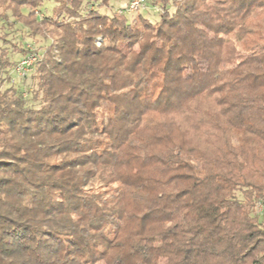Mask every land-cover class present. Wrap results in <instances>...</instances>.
I'll list each match as a JSON object with an SVG mask.
<instances>
[{"label": "trees", "instance_id": "trees-1", "mask_svg": "<svg viewBox=\"0 0 264 264\" xmlns=\"http://www.w3.org/2000/svg\"><path fill=\"white\" fill-rule=\"evenodd\" d=\"M46 1L0 0V241L39 237L51 256L68 231L69 252L82 254L92 229L108 245L122 236L114 264L250 256L264 243V0H148L130 24L111 0H53L40 16ZM17 23L48 42L18 83L30 50L6 31ZM68 72L83 87L45 104ZM85 131L97 139L82 146ZM79 214L83 228L65 220ZM229 233L255 239L244 257L212 250Z\"/></svg>", "mask_w": 264, "mask_h": 264}, {"label": "clouds", "instance_id": "clouds-1", "mask_svg": "<svg viewBox=\"0 0 264 264\" xmlns=\"http://www.w3.org/2000/svg\"><path fill=\"white\" fill-rule=\"evenodd\" d=\"M139 0H119V5L117 9H114V14L118 17L119 20H121L124 24H130L133 22V20L136 19L138 13L140 12V9L138 8ZM176 12V7H171V13ZM170 13V14H171ZM151 22V21H150ZM111 24V20H109L107 23L102 25L101 27H108ZM116 27H120L121 25H115ZM108 43V41L105 42V45ZM96 47H101V45L97 44ZM83 48V47H81ZM139 52V49H131L128 52V55L126 58L123 59V64H130L134 57L137 56ZM71 66V60L66 61ZM83 63V62H81ZM143 65V62H142ZM63 67V66H61ZM120 69L113 68L112 71H118ZM67 71V70H66ZM151 71V70H150ZM146 73L144 72H138L135 78H139L140 76H144ZM83 77H76L73 78L71 76V72H68V75L66 76L67 84L60 89L53 88L48 95V99L45 102L47 104L50 101L55 100L57 97L63 94H68L70 91L72 84H78L81 87L83 85L81 84V80H83ZM109 82L110 81H106ZM127 86V87H125ZM135 82L133 80L132 83L125 84L122 88V91L130 90L135 88ZM143 87V85H141ZM138 100L140 98H137ZM152 103H155L153 100ZM29 107H32V105H28ZM14 107V106H13ZM94 111L96 109H93ZM75 128V131L73 133L72 138H77L74 134L79 129V125L73 126ZM102 139L104 137H101ZM79 143L82 146H86L87 144L91 143L95 139H97L96 136H92L89 132L85 131L83 134L79 135L78 137ZM92 151L91 148L84 147L80 153V155L90 154ZM69 158L66 156L65 160H68ZM61 162V164H63ZM112 203H116V201H113ZM65 220L72 226H78L80 228H83L87 220H82L80 218V214L77 216L72 217H65ZM260 225L257 224V227ZM41 227L47 228L48 224H42ZM253 229H245L241 235H247V232L252 231ZM95 230L90 229L89 232L86 234V239L88 241V247L85 248L84 252L82 254L77 253L75 251L69 252L70 248H73L74 245L68 244L67 240L72 238V233L68 231L61 232V238L64 239V246L62 247L63 252L59 251L55 255L47 256L45 254H42V250L38 247V240L37 241H28L25 240L22 243L28 244L29 247H17L16 245H9L5 244L3 241H0V264H114L115 259H117V251L121 247L120 240L121 237L114 238V234L110 235V239H113V243L111 245L106 244L103 241H100L98 237L93 235V232ZM102 231H107V229H102ZM231 233L228 235H225L224 240L221 241L218 245L214 246L212 250L224 253L225 255H232L237 258L244 257V254L248 252L252 245L255 243V239H261L264 240V235L257 236L253 240L248 241H242L239 236H237L233 240H229L228 236H230ZM9 239V238H5ZM47 239V237H45ZM135 239V238H133ZM95 244V247H92V244ZM132 250V249H129ZM103 253V255H101ZM170 253H166L164 255L165 259L168 261ZM159 256V255H157ZM157 256L155 258H157ZM94 257V258H93ZM264 264V243H262L259 247H257L254 251H252L250 256L245 257L243 260H238V264ZM163 264V261L161 262Z\"/></svg>", "mask_w": 264, "mask_h": 264}, {"label": "rangeland", "instance_id": "rangeland-1", "mask_svg": "<svg viewBox=\"0 0 264 264\" xmlns=\"http://www.w3.org/2000/svg\"><path fill=\"white\" fill-rule=\"evenodd\" d=\"M140 1V0H139ZM146 1L148 0H143L141 6L139 7V9L143 10V9H150L146 4ZM111 3H112V7L113 9H117L118 8V5H119V1L118 0H111ZM139 4V3H138ZM53 5H54V1L53 0H48L44 3L43 7H42V10L41 9H36L35 12L40 15V16H43L46 12L50 13L52 8H53ZM44 10V11H43ZM153 10V9H152ZM108 11L110 12V9H108ZM155 19L158 18V15L155 14L154 15ZM10 30H14L12 31L10 34V38H13V40H17L20 42V44H23L25 45L27 48H32L33 49V52L35 53V50L36 48H39L41 46H45L48 42L46 40H43V38L41 37H37V38H30V37H27L26 36V32L25 30H23V27L17 23L13 29L11 28H7L6 31H10ZM3 33V32H2ZM102 37H99L97 39V43L100 44V42L102 41ZM14 56L17 58V59H20L21 58V55H18L16 53H14ZM13 77L15 78V82L18 83L21 81V78L16 76L14 73H13ZM262 204V203H261ZM261 206V205H260ZM259 206V204L257 205V208H256V212L260 214V217L261 219L264 221V207H263V210H261V207ZM263 206V204H262Z\"/></svg>", "mask_w": 264, "mask_h": 264}, {"label": "built area", "instance_id": "built-area-1", "mask_svg": "<svg viewBox=\"0 0 264 264\" xmlns=\"http://www.w3.org/2000/svg\"><path fill=\"white\" fill-rule=\"evenodd\" d=\"M142 2L143 0L139 1L138 8L141 6ZM37 60H38L37 54L33 52L32 48H30V52L26 56L21 58L20 61L15 66L13 71L14 74L20 78H24L28 76L34 70V66ZM259 206L261 207V210H263V206L261 203H259Z\"/></svg>", "mask_w": 264, "mask_h": 264}]
</instances>
